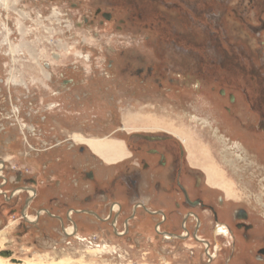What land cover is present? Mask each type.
<instances>
[{"label":"rangeland","instance_id":"374dc122","mask_svg":"<svg viewBox=\"0 0 264 264\" xmlns=\"http://www.w3.org/2000/svg\"><path fill=\"white\" fill-rule=\"evenodd\" d=\"M73 2H80L81 8L38 0H0V132L4 130L0 133V173L3 165L7 177L19 169L32 172L42 167V173H50L42 141L51 143L57 134L76 146L102 137L126 138L123 129L130 131L126 119L152 117L180 128L196 141L194 151L205 162L210 184L212 172L218 171L219 186L228 198L260 209L264 216L260 205L264 203V154L253 151V145L250 155L246 153L242 137L225 144L206 109L213 105L223 112L224 105H229L218 97L222 88L237 97L234 125L260 123L257 113L248 112L245 95L249 94L255 108L264 106V0ZM99 7L112 13L111 22L102 25L101 18L95 17ZM54 52L60 60L53 58ZM47 63L50 67L45 71L51 79L42 72ZM148 67H154L152 77L137 74ZM62 75L73 84L63 88ZM169 79H184L187 84L170 86ZM21 81L26 86L17 84ZM188 92L191 96H186ZM34 126L36 131H31ZM253 127L249 141L263 137ZM43 176L54 181L52 175ZM50 192L42 189L39 193L49 196ZM19 222L18 216L0 217V250L14 253L8 260L0 256L4 264H13V259L21 264L206 262L203 252L188 247L193 243L155 241L153 247L150 235L133 233L120 239L104 227L66 241L54 232L52 243L41 236L36 242L35 236L19 239ZM240 247L238 257L246 259L247 249ZM215 264H223V258Z\"/></svg>","mask_w":264,"mask_h":264},{"label":"flooded vegetation","instance_id":"af4514ba","mask_svg":"<svg viewBox=\"0 0 264 264\" xmlns=\"http://www.w3.org/2000/svg\"><path fill=\"white\" fill-rule=\"evenodd\" d=\"M38 1L62 3L74 10H79L82 6L80 2L74 3V0ZM56 13L58 14L57 11ZM94 14L96 18H101L102 25L106 21L113 20L112 13L101 7L96 8ZM69 16L72 17L71 14ZM261 25L264 28L262 19ZM261 47H264L263 42ZM53 55L55 60L61 59L56 58V55L60 56L57 52ZM49 67L50 64L47 63L42 68L43 75L47 79H51L49 73L45 71ZM137 74L152 77L154 67L139 69ZM61 78L63 88L73 84L72 80L63 75ZM182 83H185L183 86L187 84L184 79H177V81L169 79L168 82L174 87ZM17 84L26 86L25 81ZM157 85L160 88L164 87L159 81ZM217 94L219 98L226 99L229 103L224 105L223 112L213 108V105H207L206 109L210 110L214 119L217 136L224 137L221 140H224L225 144H234L235 137H242L243 149L246 153L250 155L249 147L253 145V151L264 154V106L255 108L251 97L246 94L248 112L257 113L260 123L251 125L242 122L237 126L233 124V104L238 102L237 97L222 88ZM186 96L191 94L188 92ZM202 96L203 93L200 92L199 98L201 99ZM210 101L212 103V100ZM252 126L257 134L263 137L259 136L249 141L248 136ZM175 129L180 128L172 125V128L158 130L126 131L123 129L125 134L127 133L126 138L119 137V139L124 142L125 156L115 166L117 172L115 177L107 180L110 188L104 187L98 179L96 169L91 168V164L97 163L104 167V163L96 154L90 152L86 144L76 146L72 140L60 139L58 134L54 136L51 143L42 141L41 146L46 147L44 158L50 159L51 152L63 149L70 154L88 156L85 163L87 166L71 171L70 175L72 187L74 189L83 187L87 192L84 198L85 207L77 209L67 204V198L63 196V193L58 195L60 185L57 180L42 179L45 174L53 176L52 172L42 173V167L40 171L32 172L19 169L17 172L14 171L12 177H7L3 175L6 170L3 165V172L0 173V211H4L0 212V215L20 218L16 232L19 239L25 240L29 236H35L33 240L36 242V237L41 236L48 243L53 242H51L53 240L51 235L54 232L65 237L63 241L80 237V233L83 232L79 222L80 217L92 219L88 225L89 229L95 228L102 231L104 227L112 236L127 239L138 232L135 221L140 215H145L150 230L149 240L153 247L155 241L157 243L190 242L195 246L194 250L203 252L206 258L205 264H215L220 257L223 258V264H236L240 261L238 257L241 254L240 246L244 245L248 252L246 259H241L242 262L244 260V264H264V216L260 209L253 210L249 204H239L233 198H228L225 189L219 186L221 182L217 181V178L211 179L213 184H210L204 167L205 162L200 154L197 155L194 151L193 143L196 141L182 138ZM33 130L36 131L35 126L31 128V131ZM56 130L51 128L52 133H57ZM239 141L242 140L239 139ZM20 143L21 140H19V147H22ZM37 156L39 157L40 153ZM51 160L56 165L60 161L57 158ZM261 160L264 162L263 155ZM217 173L220 175L218 171ZM119 183L126 187L129 194V209L125 204L113 200V190ZM262 187L264 189V183ZM42 189H50L51 194L54 190L55 196H41L39 192ZM262 194L264 196V191ZM40 197H47L48 203L40 204ZM170 199L173 200V208L162 207V202ZM93 202H98L101 207L98 209L87 207ZM260 205L264 208L263 202ZM222 228L227 229V234L219 232ZM2 251L11 252L14 257L12 251L0 250ZM192 254L195 255V253Z\"/></svg>","mask_w":264,"mask_h":264},{"label":"crops","instance_id":"0c3cea01","mask_svg":"<svg viewBox=\"0 0 264 264\" xmlns=\"http://www.w3.org/2000/svg\"><path fill=\"white\" fill-rule=\"evenodd\" d=\"M98 141V143H102V142H106L111 143L112 142H120L122 143L123 147H124V142L121 141V139L119 138H114V137H102V138H97L96 140H88L86 145L89 147V150L91 153L96 154L99 157V160H101L104 163V167L103 166H99L97 163L95 164H91V168H95L97 171V175H98V179L99 181L104 185V187L110 188L107 180H112L115 175L117 174L116 170H115V166L116 164L121 161L120 160H113L110 156L111 154L105 150V151H101L98 152V148L96 147L95 143ZM92 143V144H91ZM125 149V147H124ZM68 151H66L65 149L63 150H55L53 152L50 153L51 155V159L53 158H57L60 161L58 162V164L56 165L53 160L50 161V163H47V165H45L48 169V171H51L53 176L51 177L52 180H57L59 182L60 188H58V195L59 193H63V196L67 198V204L72 205L73 207L77 208V209H81L83 207H85V202H84V198L86 197V191L84 190V188L79 187L78 189H74L71 185V181H70V175H71V171H75V170H80L81 168H83L84 166H87L86 160L88 159L87 155H83V156H79L76 155L75 153H67ZM110 154V155H109ZM109 157V160H108ZM50 169V170H49ZM44 179V177L42 178ZM147 184H149V182H147ZM83 185H85V183H83ZM52 194L53 196H55V192L54 190H52ZM113 200H116L122 204H125L127 206V208H130V200H129V194L126 191V187L123 186V184L119 183L118 186L116 187V189L113 190ZM52 197V196H51ZM236 200V199H234ZM48 198L44 197L41 198L39 200L40 204H46L48 203ZM237 201V200H236ZM240 202V201H237ZM87 207L90 208H96L98 209L99 207H101V205H99L98 202H93L91 204H89ZM162 207L165 208H169L172 209L173 208V200H164L162 202ZM79 222L81 223L82 226V231H90L91 229H89V223L92 222L91 218H86V217H80L79 218ZM136 223V227H137V237H143V236H148L150 234V230H149V224H148V219L145 215H140L138 217V219L135 221ZM206 236H208L207 233H205ZM189 243V242H187ZM192 245V244H191ZM190 249H194V245L192 246H188ZM236 264H244L241 260L236 263Z\"/></svg>","mask_w":264,"mask_h":264},{"label":"bare ground","instance_id":"6f19581e","mask_svg":"<svg viewBox=\"0 0 264 264\" xmlns=\"http://www.w3.org/2000/svg\"><path fill=\"white\" fill-rule=\"evenodd\" d=\"M56 58H60V56L56 55ZM159 120V119H158ZM157 119H154L152 117H141V116H137V117H131L129 119L125 120V126L127 127V129H129L130 131L134 130V129H144V130H158V129H166V128H172V125L167 123V122H162V121H158ZM181 129H175V131L184 139L189 140V136H187L184 132L180 131ZM96 147L98 148V152H101L102 150L105 151L107 150L110 154H111V158L115 161L120 160L121 158H123L125 156V149L122 145V143L120 142H112L106 143V142H102V143H98V141L94 142ZM92 144V143H91ZM193 150V149H192ZM109 154V155H110ZM196 154V153H195ZM109 160V157H108ZM192 160V159H191ZM220 171V170H219ZM213 173H215L216 175H214ZM211 177V176H210ZM212 178L216 179L218 181V178L222 179V177H220V175L217 173V171H213L212 172ZM225 179V178H223ZM223 181V180H222ZM215 183V182H214ZM217 183V182H216ZM225 183V182H224ZM226 184V183H225ZM220 233H226L227 234V229L226 228H222L219 231ZM2 233V232H1ZM3 234V233H2ZM215 257V256H214ZM5 259V258H2ZM8 260V258H6ZM20 263H13V264H21ZM0 264H4L3 260H0ZM6 264V263H5ZM23 264H31V263H26L23 262Z\"/></svg>","mask_w":264,"mask_h":264},{"label":"water","instance_id":"95a60500","mask_svg":"<svg viewBox=\"0 0 264 264\" xmlns=\"http://www.w3.org/2000/svg\"><path fill=\"white\" fill-rule=\"evenodd\" d=\"M0 256L3 257V258H11L12 257V253L8 252V251H2V252H0ZM12 261H13V263H20L16 259H13Z\"/></svg>","mask_w":264,"mask_h":264}]
</instances>
